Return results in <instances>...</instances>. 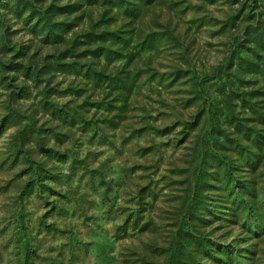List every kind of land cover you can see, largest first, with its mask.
<instances>
[{
  "label": "rangeland",
  "instance_id": "1",
  "mask_svg": "<svg viewBox=\"0 0 264 264\" xmlns=\"http://www.w3.org/2000/svg\"><path fill=\"white\" fill-rule=\"evenodd\" d=\"M74 2L0 0V264H163L194 188L179 263L264 264V0Z\"/></svg>",
  "mask_w": 264,
  "mask_h": 264
},
{
  "label": "trees",
  "instance_id": "2",
  "mask_svg": "<svg viewBox=\"0 0 264 264\" xmlns=\"http://www.w3.org/2000/svg\"><path fill=\"white\" fill-rule=\"evenodd\" d=\"M76 1L74 3H72V6L68 7V10L64 9L63 12H65L67 15L73 13L74 11H76L74 9V7L77 9V11H79L81 9L82 6L86 5L88 7L92 6V5H97L98 7L102 8L101 11V15L104 16L105 13H108V11L112 10L113 8H122L124 7L125 10H129V4H128V0H72ZM68 5V4H67ZM81 6V7H80ZM53 8V7H51ZM130 9H132V6L130 5ZM51 12V10L49 9H42L39 11L38 16L40 17V20L43 22L46 31L50 34L52 33H56V32H62L63 29L67 30L73 27L74 22H57L55 24L51 23L50 21V16L49 13ZM64 14V13H63ZM59 15V14H58ZM100 15V16H101ZM82 18V15H80V19ZM85 37V36H83ZM87 39H89V37H87ZM95 39L97 41H100L101 39L98 36H95ZM83 44H87L83 43ZM85 55L88 56H92L95 57L96 54L94 52H85ZM197 189L194 188L193 189V195L191 197V199L189 200V206H187V214L186 217L183 219V224L184 226H182L181 224L178 226V228L176 229L172 242L170 244L169 250L167 252L168 253V257L167 260L163 263V264H180L179 262L181 261V256L180 253L183 252L184 249H187L186 246L189 243V238L190 236L188 235V229L186 228L187 226L190 227V234L192 233V224H191V217L190 215L193 214L194 212V208L196 206V202L198 201L197 199ZM196 238V237H194ZM197 240V238H196ZM196 242L200 243L203 251H206V253L209 256H212V252L209 248V246L207 245V243H205L204 241H200V239H198ZM200 246V245H199ZM200 246V247H201ZM184 248V249H183Z\"/></svg>",
  "mask_w": 264,
  "mask_h": 264
}]
</instances>
